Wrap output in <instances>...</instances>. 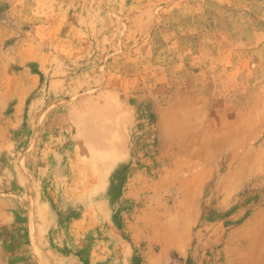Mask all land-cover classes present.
Listing matches in <instances>:
<instances>
[{
	"label": "rangeland",
	"instance_id": "rangeland-1",
	"mask_svg": "<svg viewBox=\"0 0 264 264\" xmlns=\"http://www.w3.org/2000/svg\"><path fill=\"white\" fill-rule=\"evenodd\" d=\"M0 264H264V0H0Z\"/></svg>",
	"mask_w": 264,
	"mask_h": 264
}]
</instances>
